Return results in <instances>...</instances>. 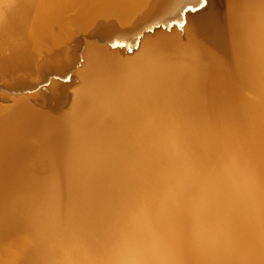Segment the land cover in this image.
<instances>
[{"label":"clouds","instance_id":"obj_1","mask_svg":"<svg viewBox=\"0 0 264 264\" xmlns=\"http://www.w3.org/2000/svg\"><path fill=\"white\" fill-rule=\"evenodd\" d=\"M259 5L246 22L239 105L206 101L194 50L146 44L77 80L58 155L16 201L24 264H264Z\"/></svg>","mask_w":264,"mask_h":264},{"label":"bare ground","instance_id":"obj_2","mask_svg":"<svg viewBox=\"0 0 264 264\" xmlns=\"http://www.w3.org/2000/svg\"><path fill=\"white\" fill-rule=\"evenodd\" d=\"M194 6L198 0H0V79L10 91L47 82L0 102V264H24L28 233L16 201L58 155L63 102L98 62L146 44L194 50L206 101L241 103L246 22L259 0H209L205 9L183 10ZM257 150L264 167V141Z\"/></svg>","mask_w":264,"mask_h":264},{"label":"water","instance_id":"obj_3","mask_svg":"<svg viewBox=\"0 0 264 264\" xmlns=\"http://www.w3.org/2000/svg\"><path fill=\"white\" fill-rule=\"evenodd\" d=\"M191 8L190 7H183V10L184 12H189L191 11L190 10ZM160 26H164V24H161V25H156V27H160ZM1 78V77H0ZM69 80L67 77L65 78V81ZM36 81V79L33 80V82ZM47 85V82H35L34 85L30 86L29 88L27 89H21V90H18V91H10V89H7V86L4 85L3 83V80L0 79V102H3V103H8L10 102L8 99H5L3 97L4 94H17V95H20V94H34L36 93V90L38 88H44L45 86Z\"/></svg>","mask_w":264,"mask_h":264},{"label":"snow or ice","instance_id":"obj_4","mask_svg":"<svg viewBox=\"0 0 264 264\" xmlns=\"http://www.w3.org/2000/svg\"><path fill=\"white\" fill-rule=\"evenodd\" d=\"M209 4V0H198V7L194 6L190 10L196 12L198 10L205 9Z\"/></svg>","mask_w":264,"mask_h":264},{"label":"rangeland","instance_id":"obj_5","mask_svg":"<svg viewBox=\"0 0 264 264\" xmlns=\"http://www.w3.org/2000/svg\"><path fill=\"white\" fill-rule=\"evenodd\" d=\"M157 29H159V28H157ZM8 103H10V102H8Z\"/></svg>","mask_w":264,"mask_h":264}]
</instances>
